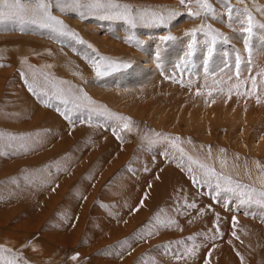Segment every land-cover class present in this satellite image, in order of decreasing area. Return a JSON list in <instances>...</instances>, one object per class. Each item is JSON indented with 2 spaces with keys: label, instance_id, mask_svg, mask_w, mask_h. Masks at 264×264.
<instances>
[{
  "label": "rangeland",
  "instance_id": "1",
  "mask_svg": "<svg viewBox=\"0 0 264 264\" xmlns=\"http://www.w3.org/2000/svg\"><path fill=\"white\" fill-rule=\"evenodd\" d=\"M7 2L0 264H264V0ZM202 104L220 119L200 124Z\"/></svg>",
  "mask_w": 264,
  "mask_h": 264
},
{
  "label": "snow or ice",
  "instance_id": "2",
  "mask_svg": "<svg viewBox=\"0 0 264 264\" xmlns=\"http://www.w3.org/2000/svg\"><path fill=\"white\" fill-rule=\"evenodd\" d=\"M223 2L225 3V6L227 7V10H228L229 14H231L232 11H233V9L231 7V4L228 2V0H223ZM180 3L181 4H185L186 3V0H180ZM14 4L19 5L20 4V0H14ZM108 7H111L113 9H117L120 6L118 4L105 5L104 3L101 2V0H95L94 3L89 4V8H91L93 10H97V9H105V10H107ZM203 7L208 8L209 10H213L211 8V5L208 4L206 2V0H205V2L203 4ZM0 8H3L4 9V11H0V20H3L4 18H6V16L9 13H12L14 11L13 5L10 4V3H8L7 0H5V3H3L2 5H0ZM36 8L37 9H46L47 8V5L46 4H42V3L41 4H37L36 5ZM27 11H28V9H24L22 6L19 8V13H26ZM189 15H193V13L190 12ZM140 18L143 19V15ZM158 19L161 22H163V17H158ZM47 21H54L55 24H61L62 23L59 20H55V18L52 17V16H46L45 23L42 26H46V22ZM259 27L264 28V24L260 25ZM244 31L247 32V33H249V35H251V33H252V18H251L250 15L248 16V26L244 29ZM186 34L189 35L192 38L191 39V43L188 44V53H187V55L191 56L194 53V45L196 44V30H193L192 32L186 33ZM174 39H176V38L173 37V36H165V37H162V41H169V40H174ZM81 43H82V41H81ZM245 43H247V41H245ZM249 51H250V49H249ZM208 55L209 56L212 55V50L211 49H209ZM157 56H159V53H157ZM113 66H114L113 63L106 62L105 65H104L105 71L111 69ZM119 66L120 67H124V68H128L131 65L128 64V63H123V64H121ZM96 73H97L98 76L99 75H104V72L101 71V68H100L99 65H97V67H96ZM252 87H253V92H255V90H256V82H255V80H253V82H252ZM197 94H199V93H197ZM108 117L110 119H114L115 121H127L123 125V129L124 130H128L129 129L130 124H131V120L129 118L122 117V116H117V115H115L113 113H108ZM114 135H115V131H114ZM117 139H120V137L117 136ZM145 139H149V138L146 137ZM149 143H154V141H151L149 139ZM181 151H182V149H181ZM189 159H191V157H189ZM201 167H203V165H201ZM205 175H208L209 176V180L205 181V183L210 182L211 177L212 176H215L216 181H217L216 187L218 189L222 187V185L219 183V180L222 179V177H220L219 175L215 174L214 172L211 173V174H209L208 172H206ZM223 179H226V181H227L228 184H231L232 183L229 178H223ZM194 182H196V181L194 180ZM238 187H239V185H238ZM226 190L227 191H230V192L231 191H234L231 187L227 188ZM248 192L249 193H255V189H249ZM240 195L243 196V195H245V193L244 192H241ZM258 196L260 197V199L257 200V203H264V191L259 192L258 193ZM248 200L249 201L252 200V196L251 195L248 196ZM233 223L235 225L236 221L234 220ZM233 234L235 235V233H233ZM210 255L211 254L209 253V256ZM75 258L76 257H73V259H75Z\"/></svg>",
  "mask_w": 264,
  "mask_h": 264
},
{
  "label": "bare ground",
  "instance_id": "3",
  "mask_svg": "<svg viewBox=\"0 0 264 264\" xmlns=\"http://www.w3.org/2000/svg\"><path fill=\"white\" fill-rule=\"evenodd\" d=\"M259 5V4H258ZM257 6V5H256ZM262 20V19H261ZM139 63H141V62H139ZM142 67H143V65H141ZM134 70V72H135V69H133ZM133 72V73H134ZM117 75V74H116ZM124 74L122 73V74H120V76H123ZM121 80H124V78H121ZM137 80V79H136ZM6 81V80H5ZM117 88V87H116ZM118 91V90H117ZM171 105H173L174 106V104H171ZM177 108V107H176ZM31 109V108H30ZM228 110V109H227ZM172 111V110H171ZM196 111L200 114V117H199V123L201 124V122H205V124L206 125H208V124H212L213 123V121H216V120H218V119H220L219 118V116H218V114L216 115V113H212L211 111H210V109H207V108H205V105L204 104H202V105H198L197 106V109H196ZM229 111V110H228ZM227 111V112H228ZM31 112H32V110H31ZM34 112V111H33ZM32 112V113H33ZM174 112V111H173ZM226 112V113H227ZM229 113L231 114V112L229 111ZM244 113V112H243ZM175 115H177V113H174ZM174 115V116H175ZM228 115V114H227ZM233 115H235V113H233ZM232 115V116H233ZM245 115V114H244ZM229 116V115H228ZM166 117V116H165ZM172 117H173V115H172ZM177 117V116H176ZM179 117V116H178ZM177 117V118H178ZM234 117V116H233ZM237 117H239V116H237ZM236 117V118H237ZM250 117V116H249ZM175 118V117H174ZM229 118V117H228ZM245 118V117H244ZM179 119V118H178ZM230 119V118H229ZM234 119V118H233ZM246 119V118H245ZM180 120V119H179ZM194 120H196L194 117H192V115H188V120H187V126L190 128V129H193V130H195V127H194V124H193V126L191 125V122L192 121H194ZM234 120H236V119H234ZM234 120H232L231 119V121H234ZM173 122L174 121H176V120H172ZM181 121V120H180ZM256 121V120H255ZM163 122H165V118H163ZM176 122H178V121H176ZM166 123V122H165ZM175 124V123H174ZM178 124V123H177ZM231 124V123H230ZM170 125V124H169ZM179 125V124H178ZM234 125V124H233ZM264 126V125H263ZM166 127V126H165ZM210 127V126H209ZM164 128V127H163ZM260 129H262L263 130V128H260ZM206 131H207V129H203V132L204 133H206ZM264 131V130H263ZM247 132V131H246ZM245 133V132H244ZM259 139L261 140V141H259ZM207 140V139H206ZM263 140V141H262ZM260 142V143H258L259 144V147H261L262 149H264L263 147H264V137H263V133L261 132L260 133V135L257 137V139H256V141H255V144H256V142ZM249 143V142H248ZM254 144H252V146H253ZM256 146H257V144H256ZM258 147V148H259ZM257 149V148H256ZM257 151H259V149H257ZM261 151V150H260ZM263 151V150H262ZM261 151V153H264V152H262ZM197 152V151H196ZM133 153V152H132ZM131 153V154H132ZM42 157V156H41ZM132 157L134 158V156L132 155ZM132 158V159H133ZM130 159V157H128V160ZM131 159V161H128V164L129 163H133L134 161L136 162V160H135V158H134V161ZM133 161V162H132ZM134 162V163H135ZM138 163H140V162H138ZM118 166H119V163H116ZM149 164V163H148ZM116 165V166H117ZM134 165V164H133ZM138 165H140V164H138ZM141 165H143V164H141ZM117 166V167H118ZM151 166V165H150ZM141 169H142V167L141 166H137V171L135 170V172H140L141 171ZM114 171V170H113ZM168 171V170H167ZM143 172V171H142ZM168 173V172H167ZM124 174V173H123ZM105 176V175H104ZM169 176V175H168ZM150 178H152V177H150ZM140 179V178H139ZM83 180H84V183L86 182L85 181V178L83 179V178H81L80 179V181L81 182H83ZM143 180V179H142ZM149 180V179H148ZM146 181V180H145ZM152 183V182H151ZM83 184V183H82ZM128 185V184H127ZM117 186V185H116ZM119 186V185H118ZM132 186V185H131ZM99 188V187H98ZM128 189V188H127ZM134 189V188H133ZM84 190V189H83ZM130 190L131 191H133L132 190V188H130ZM125 191V190H124ZM129 191V190H128ZM110 192V191H109ZM109 192H108V194H109ZM115 192V191H114ZM131 193V192H130ZM131 194H129V196H130ZM132 195H133V197L134 196H137L136 194L134 195V193H132ZM73 196V195H72ZM130 197H132V196H130ZM132 197V198H133ZM138 197V196H137ZM129 199H131V198H129ZM131 200H133V199H131ZM137 200V199H136ZM107 201V200H106ZM129 205V204H128ZM130 206V205H129ZM73 208V207H72ZM72 208H71V210H72ZM115 209V208H114ZM110 211V210H109ZM93 213V212H92ZM87 217V210H85L84 211V213H83V218L85 219ZM82 222V221H81ZM82 226V225H81ZM78 236V235H77Z\"/></svg>",
  "mask_w": 264,
  "mask_h": 264
},
{
  "label": "crops",
  "instance_id": "4",
  "mask_svg": "<svg viewBox=\"0 0 264 264\" xmlns=\"http://www.w3.org/2000/svg\"><path fill=\"white\" fill-rule=\"evenodd\" d=\"M108 167H109V166H108ZM75 191H76V190H75ZM75 191H74V192H75ZM92 202H93V201H92ZM86 209H87V207L85 208V210H86ZM89 211H90V209L87 211V213H89ZM90 212H91V211H90Z\"/></svg>",
  "mask_w": 264,
  "mask_h": 264
}]
</instances>
